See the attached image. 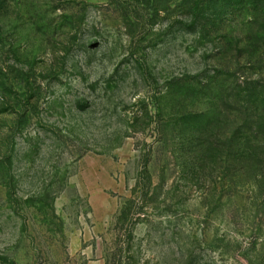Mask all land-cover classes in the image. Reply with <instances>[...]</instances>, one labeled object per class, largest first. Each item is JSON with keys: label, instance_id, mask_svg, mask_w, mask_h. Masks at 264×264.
Wrapping results in <instances>:
<instances>
[{"label": "rangeland", "instance_id": "1", "mask_svg": "<svg viewBox=\"0 0 264 264\" xmlns=\"http://www.w3.org/2000/svg\"><path fill=\"white\" fill-rule=\"evenodd\" d=\"M0 264H264V0H0Z\"/></svg>", "mask_w": 264, "mask_h": 264}]
</instances>
